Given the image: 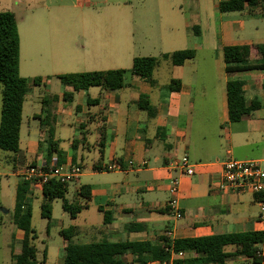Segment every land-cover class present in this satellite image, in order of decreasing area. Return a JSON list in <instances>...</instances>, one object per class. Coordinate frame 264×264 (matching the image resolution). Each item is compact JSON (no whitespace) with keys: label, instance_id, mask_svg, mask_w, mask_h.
<instances>
[{"label":"crops","instance_id":"crops-1","mask_svg":"<svg viewBox=\"0 0 264 264\" xmlns=\"http://www.w3.org/2000/svg\"><path fill=\"white\" fill-rule=\"evenodd\" d=\"M219 1L0 0V11H11L16 19L19 74L28 79L39 76L36 86L52 85L41 98L39 112L33 113L37 132L30 130L28 123L23 128L21 119L17 156L26 163L45 162L49 126L41 123L43 119L51 125L57 142L58 151L51 157L56 156L64 169L81 168L75 179L66 182L64 195L68 203L81 205L75 216H70L80 221L66 227L62 222L54 225L52 203L51 216L45 218V235L51 238L56 233L60 243L52 245L42 239L38 247L30 217L37 264H63L66 240L60 231L68 227H73L70 240L76 244H156L161 236L176 240L256 231L263 235L259 249L264 253L260 203L264 197L218 188L221 161L264 157V68L228 66L222 52L224 46L237 45L244 60L264 61V14L257 7L221 12ZM181 49L194 50V58L182 65L162 59L151 80L127 71L123 86L115 90L102 86L73 90L58 78L66 73L128 70L134 57H162ZM163 61H167L168 76L160 81ZM172 79L180 81L179 89L169 88ZM230 79L242 81L247 105L252 100L258 103L255 110L233 122L228 118L226 99ZM33 89L34 85L25 95L22 110ZM64 92H71V98L65 100ZM142 95L153 108L151 116L138 105ZM182 156L194 165L193 174L168 165ZM113 161L122 169H107ZM18 164L16 161L12 172L17 178L13 214L20 171L26 166ZM174 177L179 181L176 207L180 217L173 215L168 205ZM70 182L75 184L72 201L66 198ZM82 185L89 187L88 198L79 194ZM39 195L42 202L41 186L30 183L23 200L31 205ZM90 209L96 212L94 220L82 213ZM11 224L14 243L1 254V264H14V257L23 251L25 232L14 220ZM224 250L232 254L224 264H254L233 245ZM201 255L185 252L183 257L170 256L166 262ZM144 257L132 255L127 248L112 264H140ZM144 264L165 261L148 259Z\"/></svg>","mask_w":264,"mask_h":264},{"label":"trees","instance_id":"trees-1","mask_svg":"<svg viewBox=\"0 0 264 264\" xmlns=\"http://www.w3.org/2000/svg\"><path fill=\"white\" fill-rule=\"evenodd\" d=\"M257 7L261 14H264V0H221L218 2V9L221 12L240 11L244 8ZM223 60L228 66L239 69L264 68V61L248 62L243 59L241 48L237 45L224 46L222 49ZM195 52L192 49H181L171 53H165L162 57L139 56L134 57L131 67L126 69H110L105 71H90L80 73H66L58 75L60 82L64 86H71L73 90L87 89L90 86H102L108 90L119 89L124 84V76L128 71L131 75L151 80L154 69L160 64L162 59L169 60L173 65H182L185 61L194 58ZM39 76L30 79L19 74V34L15 16L11 11H0V84H1V106H0V149L13 152L8 162L13 165L22 162L19 153V130L22 119V105L25 95L30 90L31 85L40 84ZM170 89H179L180 81L172 79L169 83ZM243 83L239 79H230L226 83V99L228 108V118L230 121H238L245 114L255 110L258 103L254 100L249 105L246 104L243 92ZM71 92H64L65 100L71 98ZM45 103V100H42ZM138 105L147 111L148 115L153 114L148 97H139ZM43 125H48L45 142L47 144L45 164L49 162L53 151H58L57 142L53 139V129L48 122L41 119ZM59 153V152H58ZM26 165L33 166L34 162ZM28 181L21 180L16 191V204L13 220L17 227L24 230L23 251L14 257V264H37L36 247L33 240L36 238L34 230L30 226L31 205L23 200ZM43 200L40 205V215L49 219L51 216V203L54 198H60L62 208L70 216L74 217L81 208V205H72L64 198L66 183H61L54 179L41 185ZM79 194L83 198L89 197V187L80 186ZM104 220H107V214ZM66 240L63 248V264H112L118 254L130 248L132 255L145 256L144 260L139 259L140 264H144L148 259H159L167 261L170 257V249L174 251L195 252L202 254L199 257L175 259L173 264H195L211 263L224 264L225 260L232 254L226 252V245H233L238 250V254L245 255L252 259L254 264H264V259L257 255L259 245L262 243L261 232L227 233L195 238H180L170 240L166 236H161L159 242L134 243H88L76 244L71 242L73 227H68L60 231ZM45 256V249L43 250ZM124 264V263H114Z\"/></svg>","mask_w":264,"mask_h":264},{"label":"built area","instance_id":"built-area-1","mask_svg":"<svg viewBox=\"0 0 264 264\" xmlns=\"http://www.w3.org/2000/svg\"><path fill=\"white\" fill-rule=\"evenodd\" d=\"M168 165H172L181 173L191 175L194 173V165L190 163L186 156L173 158ZM107 169H122V165L113 161L106 165ZM80 167L77 165L70 166L64 169L59 165L58 158L52 156L49 162L35 164L33 166L26 165L20 171L21 179L42 185L52 179L61 183H66L75 179L80 173ZM179 181L176 177L172 178L169 191L171 198L168 205L176 217H180L181 211L176 207V195L178 193ZM218 188L224 192H251L255 195H262L264 197V157L263 158H248L237 159L228 157L221 161V174L218 180ZM261 203V209L264 210V203ZM170 256L183 257L184 251H174L170 249ZM257 255L264 259V253L258 249ZM165 264L167 262L165 261Z\"/></svg>","mask_w":264,"mask_h":264},{"label":"rangeland","instance_id":"rangeland-1","mask_svg":"<svg viewBox=\"0 0 264 264\" xmlns=\"http://www.w3.org/2000/svg\"><path fill=\"white\" fill-rule=\"evenodd\" d=\"M165 63V64H164ZM169 63V62H168ZM168 66L167 61L162 62V66L158 72L160 81H163L168 76ZM22 74L23 71H21ZM26 74V73H25ZM27 76V75H25ZM51 84L41 85V86H34L33 92L26 97L23 110H22V121H23V128L29 124V129L34 130L37 132L38 130V122L33 120V113L39 112L41 98L51 90ZM32 87V85H31ZM1 90V84H0ZM77 98V96H76ZM0 106H1V93H0ZM14 154L11 151H5L0 149V264L2 262V253L8 252V247H11L14 243V232L12 228V221H13V201L15 198V185L17 178L12 173L13 172V164L8 162L10 157ZM28 163L22 162L18 165L23 166ZM83 180V179H81ZM75 188V184L70 182L68 183V192L66 193V198L69 201H72V195ZM40 202L41 196H37V198H33L31 200V207H32V216H31V225L35 229L38 237L35 240L36 245L39 247L41 245V240H44V243H50L52 245H56L60 243L61 237L54 233L51 238L45 235V227H46V219L42 218L40 215ZM53 207V219L54 225L56 223L62 222L64 227L68 226L69 224H74L75 222H79L80 218L77 220L71 219L69 213L64 211L61 207V199L56 198L52 202ZM83 214H89L91 219L94 220V215L96 212L94 209H90L88 211H83ZM7 264H10L9 262ZM41 264V263H39Z\"/></svg>","mask_w":264,"mask_h":264}]
</instances>
